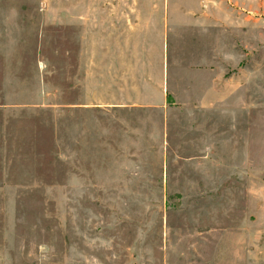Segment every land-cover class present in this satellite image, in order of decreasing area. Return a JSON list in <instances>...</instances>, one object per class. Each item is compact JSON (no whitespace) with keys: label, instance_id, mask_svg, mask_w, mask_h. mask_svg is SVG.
I'll return each instance as SVG.
<instances>
[{"label":"rangeland","instance_id":"rangeland-1","mask_svg":"<svg viewBox=\"0 0 264 264\" xmlns=\"http://www.w3.org/2000/svg\"><path fill=\"white\" fill-rule=\"evenodd\" d=\"M0 264H264V0H0Z\"/></svg>","mask_w":264,"mask_h":264},{"label":"crops","instance_id":"crops-1","mask_svg":"<svg viewBox=\"0 0 264 264\" xmlns=\"http://www.w3.org/2000/svg\"><path fill=\"white\" fill-rule=\"evenodd\" d=\"M113 9L106 6L105 18L101 22V80L100 91L106 95V106H117V98L120 92H123V84H125V70L129 68V56L131 54L132 40H137L142 36V31L138 27H134L128 23H120L117 14V6L111 5ZM113 12L115 14H113ZM148 26V22L143 25ZM145 31V30H144ZM143 31V34H144ZM153 33L157 36H163L162 28L156 29L153 25ZM158 39V38H157ZM86 64L83 70V88L87 84ZM86 96V95H85ZM109 98V100H108Z\"/></svg>","mask_w":264,"mask_h":264}]
</instances>
